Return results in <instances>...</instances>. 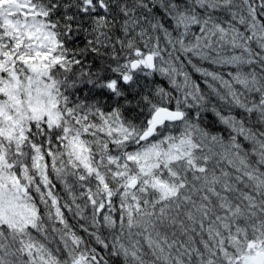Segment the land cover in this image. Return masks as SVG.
Listing matches in <instances>:
<instances>
[{"label":"snow or ice","instance_id":"obj_1","mask_svg":"<svg viewBox=\"0 0 264 264\" xmlns=\"http://www.w3.org/2000/svg\"><path fill=\"white\" fill-rule=\"evenodd\" d=\"M0 264H264V0H0Z\"/></svg>","mask_w":264,"mask_h":264},{"label":"trees","instance_id":"obj_2","mask_svg":"<svg viewBox=\"0 0 264 264\" xmlns=\"http://www.w3.org/2000/svg\"><path fill=\"white\" fill-rule=\"evenodd\" d=\"M86 43V41L84 40V37H80L79 40L77 41V44L79 45V47H83L84 44ZM87 70V69H86ZM158 81H161V86L167 88L168 87V83L166 80H164L161 77H157ZM209 119H213V117H211V115L209 114ZM217 128H221L222 125L216 124Z\"/></svg>","mask_w":264,"mask_h":264},{"label":"rangeland","instance_id":"obj_3","mask_svg":"<svg viewBox=\"0 0 264 264\" xmlns=\"http://www.w3.org/2000/svg\"><path fill=\"white\" fill-rule=\"evenodd\" d=\"M58 191H60V189L58 188ZM63 195V193H61Z\"/></svg>","mask_w":264,"mask_h":264}]
</instances>
